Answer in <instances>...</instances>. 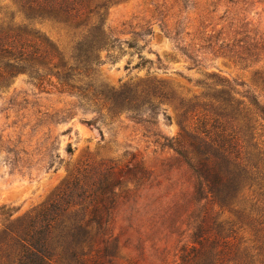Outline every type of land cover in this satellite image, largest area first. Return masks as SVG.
I'll return each instance as SVG.
<instances>
[{
	"label": "rangeland",
	"instance_id": "1",
	"mask_svg": "<svg viewBox=\"0 0 264 264\" xmlns=\"http://www.w3.org/2000/svg\"><path fill=\"white\" fill-rule=\"evenodd\" d=\"M43 9L0 0V31L35 48L0 59V264H14L10 232L32 221L70 251L88 230L113 264H180L192 236L234 216L195 194L176 138L227 149L236 135L245 152L248 99L264 107V0Z\"/></svg>",
	"mask_w": 264,
	"mask_h": 264
},
{
	"label": "trees",
	"instance_id": "2",
	"mask_svg": "<svg viewBox=\"0 0 264 264\" xmlns=\"http://www.w3.org/2000/svg\"><path fill=\"white\" fill-rule=\"evenodd\" d=\"M57 2L27 0V4L44 6L41 15L48 16L52 12L46 9ZM35 39L40 41L38 36ZM31 42L33 40H24L20 35L0 31V59L13 65L21 63L34 52ZM248 106L257 119L250 117L247 120L245 152H240L243 147L236 135L230 136L233 145L227 149L211 140L208 134L206 137L211 141L201 143L205 149L190 135L180 134L176 138V152L187 157L195 173V194L220 210L227 209L234 216L226 223H217L220 230H199L192 236L189 246L182 249L180 264H264V141L257 132L258 127L264 128V107L249 99ZM55 210V206L44 209L34 218L37 220ZM36 222L32 221V225L19 234L10 232L15 247L14 264H65L68 257L73 264H113L112 259H106L99 250L86 246V242L93 244L95 239L88 230L76 238L75 247L70 251V248L66 250L62 245H55L50 230H37ZM202 223L208 228V221L204 219ZM225 224L229 230L224 229ZM71 235L68 232L64 239Z\"/></svg>",
	"mask_w": 264,
	"mask_h": 264
}]
</instances>
